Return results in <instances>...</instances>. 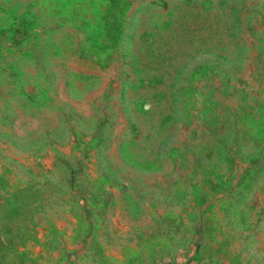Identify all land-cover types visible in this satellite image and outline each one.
<instances>
[{
	"label": "rangeland",
	"instance_id": "obj_1",
	"mask_svg": "<svg viewBox=\"0 0 264 264\" xmlns=\"http://www.w3.org/2000/svg\"><path fill=\"white\" fill-rule=\"evenodd\" d=\"M0 264H264V0H0Z\"/></svg>",
	"mask_w": 264,
	"mask_h": 264
}]
</instances>
